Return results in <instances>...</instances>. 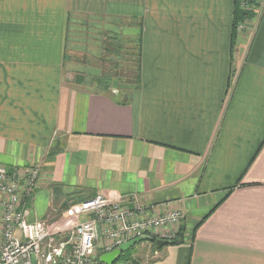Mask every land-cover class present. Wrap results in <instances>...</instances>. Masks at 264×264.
I'll return each instance as SVG.
<instances>
[{
  "label": "crops",
  "instance_id": "obj_1",
  "mask_svg": "<svg viewBox=\"0 0 264 264\" xmlns=\"http://www.w3.org/2000/svg\"><path fill=\"white\" fill-rule=\"evenodd\" d=\"M90 1L139 22L138 88L64 80L60 1L0 0V165L38 169L28 221L135 196L182 216L157 231L181 241L134 246L139 264H264V3L232 41L234 0Z\"/></svg>",
  "mask_w": 264,
  "mask_h": 264
},
{
  "label": "built area",
  "instance_id": "obj_2",
  "mask_svg": "<svg viewBox=\"0 0 264 264\" xmlns=\"http://www.w3.org/2000/svg\"><path fill=\"white\" fill-rule=\"evenodd\" d=\"M248 11L249 1L263 5L264 0H239ZM34 167L9 170L0 165V264H96L99 233L105 242L101 249L109 253L132 239L158 237L157 231L179 225V212L151 216L138 199L102 192L79 202L62 226L51 229L44 221H28V203L38 186ZM100 244V245H101ZM114 264H131L119 261Z\"/></svg>",
  "mask_w": 264,
  "mask_h": 264
},
{
  "label": "rangeland",
  "instance_id": "obj_3",
  "mask_svg": "<svg viewBox=\"0 0 264 264\" xmlns=\"http://www.w3.org/2000/svg\"><path fill=\"white\" fill-rule=\"evenodd\" d=\"M59 1L61 18L53 24L58 25L59 22L61 26L63 25V44L66 53L64 80L84 83L88 89L94 91L133 89L137 67L136 39L139 38L140 30V24L135 16L114 14L113 11L99 9L90 6L91 4L87 7L86 3L88 4L90 0ZM116 1L103 0L110 5ZM253 23L247 20L239 23L236 26L234 40L236 33L247 36L252 32ZM103 242L105 241L102 240V244ZM102 244L100 247L96 245V264L100 263L98 257L101 254H98V251H102ZM149 260L150 257L144 259L146 262Z\"/></svg>",
  "mask_w": 264,
  "mask_h": 264
},
{
  "label": "trees",
  "instance_id": "obj_4",
  "mask_svg": "<svg viewBox=\"0 0 264 264\" xmlns=\"http://www.w3.org/2000/svg\"><path fill=\"white\" fill-rule=\"evenodd\" d=\"M249 7L250 9L248 11L241 9L240 7V1L239 0H234V11H233V16H232V41H234L235 39V30H236V26L243 22V21H252L255 22L258 18L259 15V10H260V6L258 4L253 3V1H249ZM136 49H137V58H138V53H139V38L136 39ZM135 73H136V77H135V87L138 88L139 86V73H138V68L136 67L135 69ZM182 238V230H180L176 237H174L169 241V244L173 245V244H177L178 242L181 241ZM153 249L155 250H160L162 248H157L154 244L151 245ZM133 249V248H132ZM130 249L129 251H127L124 254H121L120 257L118 258L117 262L119 261H129L131 264H139L137 260L135 259H131L129 257V253L131 252ZM101 264V263H98Z\"/></svg>",
  "mask_w": 264,
  "mask_h": 264
},
{
  "label": "water",
  "instance_id": "obj_5",
  "mask_svg": "<svg viewBox=\"0 0 264 264\" xmlns=\"http://www.w3.org/2000/svg\"><path fill=\"white\" fill-rule=\"evenodd\" d=\"M141 243H151V244H154L157 248H162L164 246H167L169 244V241L161 240V239L155 240L149 236L138 237L126 243H123L117 249L100 256L99 262L101 264H114L115 262H117L121 254L126 253L127 251L132 249L134 246L141 244Z\"/></svg>",
  "mask_w": 264,
  "mask_h": 264
}]
</instances>
